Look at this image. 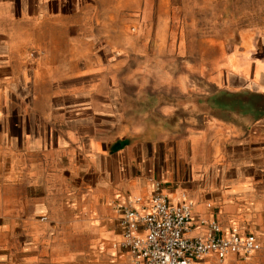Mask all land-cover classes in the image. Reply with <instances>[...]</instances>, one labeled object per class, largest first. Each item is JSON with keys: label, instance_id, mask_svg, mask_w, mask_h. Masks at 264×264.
<instances>
[{"label": "crops", "instance_id": "crops-1", "mask_svg": "<svg viewBox=\"0 0 264 264\" xmlns=\"http://www.w3.org/2000/svg\"><path fill=\"white\" fill-rule=\"evenodd\" d=\"M117 9L0 0V264H58L59 209L119 241L117 206L146 205L153 180L191 203L187 237L215 220L259 243L191 264H264V17L193 20L175 50L139 49L143 20Z\"/></svg>", "mask_w": 264, "mask_h": 264}, {"label": "rangeland", "instance_id": "rangeland-1", "mask_svg": "<svg viewBox=\"0 0 264 264\" xmlns=\"http://www.w3.org/2000/svg\"><path fill=\"white\" fill-rule=\"evenodd\" d=\"M106 9L119 7L116 20H143L138 25L139 49L152 40L155 49L178 46L179 27L194 29L193 20H226L229 16L254 20L264 17V0H103ZM246 15V16H245ZM183 20H188L184 26ZM192 23V24H191ZM181 32V30H180ZM124 40V38H122ZM58 264H133L121 251L118 241L105 239L92 224L88 212L75 207L72 212H57ZM49 224L50 219L42 220Z\"/></svg>", "mask_w": 264, "mask_h": 264}, {"label": "built area", "instance_id": "built-area-1", "mask_svg": "<svg viewBox=\"0 0 264 264\" xmlns=\"http://www.w3.org/2000/svg\"><path fill=\"white\" fill-rule=\"evenodd\" d=\"M152 184L146 205L137 208V199L117 206L121 227L117 246L130 256L133 264H191L206 254L223 259L259 248L253 234H242L234 228L223 234L215 220L206 223L205 234L187 237L193 221L191 203L171 202L162 193L159 181L153 180Z\"/></svg>", "mask_w": 264, "mask_h": 264}]
</instances>
